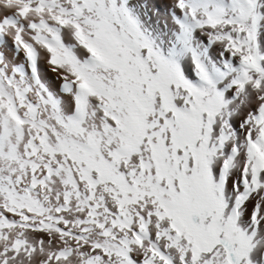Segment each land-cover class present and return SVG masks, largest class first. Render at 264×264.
Segmentation results:
<instances>
[{"label": "snow or ice", "instance_id": "6c2138e0", "mask_svg": "<svg viewBox=\"0 0 264 264\" xmlns=\"http://www.w3.org/2000/svg\"><path fill=\"white\" fill-rule=\"evenodd\" d=\"M0 264H264V0H0Z\"/></svg>", "mask_w": 264, "mask_h": 264}]
</instances>
